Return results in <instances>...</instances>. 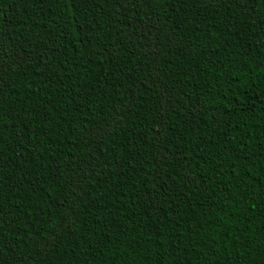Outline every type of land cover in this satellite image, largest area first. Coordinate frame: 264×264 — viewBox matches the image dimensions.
<instances>
[{"label":"trees","instance_id":"obj_1","mask_svg":"<svg viewBox=\"0 0 264 264\" xmlns=\"http://www.w3.org/2000/svg\"><path fill=\"white\" fill-rule=\"evenodd\" d=\"M0 264H264V0H0Z\"/></svg>","mask_w":264,"mask_h":264}]
</instances>
